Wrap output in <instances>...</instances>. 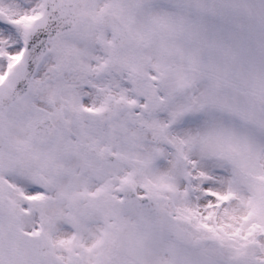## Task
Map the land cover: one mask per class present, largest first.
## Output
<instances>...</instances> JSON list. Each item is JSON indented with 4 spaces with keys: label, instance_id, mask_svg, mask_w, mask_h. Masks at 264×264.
I'll return each instance as SVG.
<instances>
[{
    "label": "snow or ice",
    "instance_id": "snow-or-ice-1",
    "mask_svg": "<svg viewBox=\"0 0 264 264\" xmlns=\"http://www.w3.org/2000/svg\"><path fill=\"white\" fill-rule=\"evenodd\" d=\"M0 264H264V0H0Z\"/></svg>",
    "mask_w": 264,
    "mask_h": 264
}]
</instances>
